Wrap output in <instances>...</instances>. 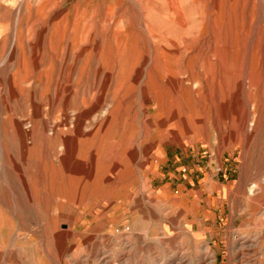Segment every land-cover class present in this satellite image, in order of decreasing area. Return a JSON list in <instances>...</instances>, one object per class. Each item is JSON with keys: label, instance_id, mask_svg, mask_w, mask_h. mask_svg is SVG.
<instances>
[{"label": "rangeland", "instance_id": "obj_1", "mask_svg": "<svg viewBox=\"0 0 264 264\" xmlns=\"http://www.w3.org/2000/svg\"><path fill=\"white\" fill-rule=\"evenodd\" d=\"M0 264H264V0H0Z\"/></svg>", "mask_w": 264, "mask_h": 264}]
</instances>
